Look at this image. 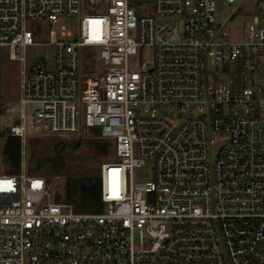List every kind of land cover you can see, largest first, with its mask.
I'll use <instances>...</instances> for the list:
<instances>
[{
	"label": "built area",
	"instance_id": "built-area-1",
	"mask_svg": "<svg viewBox=\"0 0 264 264\" xmlns=\"http://www.w3.org/2000/svg\"><path fill=\"white\" fill-rule=\"evenodd\" d=\"M61 16L78 32L39 41ZM0 48L20 63L3 110L21 143L0 168V264H264V0H0ZM80 127L114 153L98 212L54 201L59 174L24 148L27 129Z\"/></svg>",
	"mask_w": 264,
	"mask_h": 264
},
{
	"label": "rangeland",
	"instance_id": "rangeland-1",
	"mask_svg": "<svg viewBox=\"0 0 264 264\" xmlns=\"http://www.w3.org/2000/svg\"><path fill=\"white\" fill-rule=\"evenodd\" d=\"M223 10L224 12L228 11L226 7H223ZM87 11H98V9L88 8ZM244 19L248 20L247 17H244ZM239 20V17H236L228 25L233 31V37L237 36L236 28L238 26L237 23ZM78 21L79 17L61 16L54 25H50L45 22V32L39 34L38 40L45 41L48 39L47 30L49 28L54 30L57 39H69L70 37L60 36L61 28L65 27L69 29L72 32V35H74L78 32ZM46 51L47 48H45V46H27L25 48L27 65L34 61V58L39 57L40 55H45ZM94 51L97 55V49L94 48ZM97 62V67L99 70L103 67V64L98 59ZM19 69V61L10 59L6 49L0 48V147L4 137L6 136V126L12 123L11 117L4 113L3 104L9 100L16 104L15 98L17 96L19 84ZM79 130L81 132L79 136H77V134L68 136L69 139L75 138L73 141L69 142V139L66 137L47 135L27 129L26 144L24 148L29 165L34 166L39 157L50 150L54 139L65 140L71 144V147L65 149L63 152L65 163L61 169V171H65L71 175L81 176L85 175V173H96L101 162L114 159V153L110 139L95 135L93 134L92 130L81 131V127ZM77 140H79V144L76 148H74L73 145ZM50 170L51 169L49 165L44 164L40 166L37 172L46 174L47 177L52 178ZM60 172L58 173L60 177L59 181L52 183L54 201H61L63 199L65 174ZM132 178L134 181L151 179V162H147L146 165L141 169H135L132 173Z\"/></svg>",
	"mask_w": 264,
	"mask_h": 264
},
{
	"label": "trees",
	"instance_id": "trees-1",
	"mask_svg": "<svg viewBox=\"0 0 264 264\" xmlns=\"http://www.w3.org/2000/svg\"><path fill=\"white\" fill-rule=\"evenodd\" d=\"M93 134L99 135L96 129ZM76 143V142H75ZM21 143L18 136L6 135L0 147V164L3 172H16L20 164ZM42 156V155H41ZM40 156V157H41ZM39 157V158H40ZM30 170L37 172L36 163L29 165ZM51 171V170H50ZM63 200L72 204L77 212H98L102 209L99 190L98 171L81 176L71 175L65 171Z\"/></svg>",
	"mask_w": 264,
	"mask_h": 264
},
{
	"label": "water",
	"instance_id": "water-1",
	"mask_svg": "<svg viewBox=\"0 0 264 264\" xmlns=\"http://www.w3.org/2000/svg\"><path fill=\"white\" fill-rule=\"evenodd\" d=\"M78 144H79V140L76 141L73 147L76 148ZM56 145L57 143L53 146L54 154L52 156L43 155L37 160L36 162L37 168H39L44 164H48L53 173L58 174L61 171L65 163L64 156L61 153V151L64 149L65 143H62L58 149L56 148Z\"/></svg>",
	"mask_w": 264,
	"mask_h": 264
},
{
	"label": "flooded vegetation",
	"instance_id": "flooded-vegetation-1",
	"mask_svg": "<svg viewBox=\"0 0 264 264\" xmlns=\"http://www.w3.org/2000/svg\"><path fill=\"white\" fill-rule=\"evenodd\" d=\"M56 145V148L58 149L60 147V145L62 143H65L64 145V149L61 151V153L63 154L64 150L65 149H68L69 147H71V144H69V142L65 141V140H61V139H54L52 144H51V147H50V150L47 152V153H44L43 155H48V156H52L54 154V150H53V146ZM42 155V156H43Z\"/></svg>",
	"mask_w": 264,
	"mask_h": 264
}]
</instances>
